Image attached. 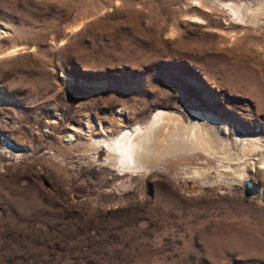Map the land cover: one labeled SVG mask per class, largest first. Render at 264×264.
Here are the masks:
<instances>
[{"label":"rangeland","instance_id":"rangeland-1","mask_svg":"<svg viewBox=\"0 0 264 264\" xmlns=\"http://www.w3.org/2000/svg\"><path fill=\"white\" fill-rule=\"evenodd\" d=\"M261 7L0 0V264H264V148L123 171L99 144L163 111L264 147Z\"/></svg>","mask_w":264,"mask_h":264},{"label":"bare ground","instance_id":"bare-ground-1","mask_svg":"<svg viewBox=\"0 0 264 264\" xmlns=\"http://www.w3.org/2000/svg\"><path fill=\"white\" fill-rule=\"evenodd\" d=\"M237 11L235 7H232L235 17L237 16L239 20L243 21L240 12L239 17ZM246 11L247 13H244V17H242L244 20L247 19L248 22L251 20L259 22L264 19V7L258 8L255 12L250 11L252 15L248 14V8ZM173 115L163 111L159 112L153 117L147 131H144V127L137 126L134 129L122 131L117 137L102 139L99 144L108 150L109 158H113L115 166L123 171H137L151 168L154 165L157 166L161 158V148H165L164 151L167 149L171 150L175 139H180L182 146L173 148V150L183 148L187 149L188 152L203 151L229 163L239 162L240 164L244 157H249L258 149L264 148L262 145L247 141L241 149L239 144L243 140L238 135H235L236 139L232 138L230 132H228L227 125L222 126L217 120L202 118L201 120H194L193 124L189 123L187 126H183L184 121L182 124H180L181 122L177 124L176 121L179 118L177 119ZM177 115L179 117V114ZM179 121H181V118ZM223 134L224 137H222ZM149 140L153 143H149ZM239 147L243 156L237 152ZM222 167L232 166L224 165Z\"/></svg>","mask_w":264,"mask_h":264}]
</instances>
